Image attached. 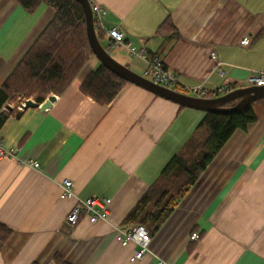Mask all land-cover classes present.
Wrapping results in <instances>:
<instances>
[{"label": "crops", "instance_id": "0c3cea01", "mask_svg": "<svg viewBox=\"0 0 264 264\" xmlns=\"http://www.w3.org/2000/svg\"><path fill=\"white\" fill-rule=\"evenodd\" d=\"M92 1L105 12L104 46L139 74L148 60L112 46L106 30L119 25L149 60L179 74L183 90L244 87L251 69L264 68V0ZM53 14L45 3L28 12L18 0H0V88ZM167 18L174 28L160 33ZM100 63L92 54L52 107L12 112L0 127L12 152L0 157V222L12 229L0 264H264V98L252 104L257 121L230 137L152 234L145 257L132 262L139 245L123 246L116 228L207 112L130 82L111 104L99 103L81 85ZM65 179L76 197H61ZM92 196L112 199L109 218L72 227L66 216L76 199Z\"/></svg>", "mask_w": 264, "mask_h": 264}, {"label": "trees", "instance_id": "16d2710c", "mask_svg": "<svg viewBox=\"0 0 264 264\" xmlns=\"http://www.w3.org/2000/svg\"><path fill=\"white\" fill-rule=\"evenodd\" d=\"M18 1L28 12H34L45 3L54 9V14L0 88V127L15 112L2 110L11 98L24 94L42 103L51 93L61 95L93 54L86 31L85 12L78 1ZM95 25L101 41L105 33L97 21ZM168 26H173L171 18H167L158 31L163 33ZM127 83L100 63L85 78L81 89L99 103L111 104ZM178 90L183 91L181 88ZM209 95L213 96V93ZM237 102L233 100L227 106ZM256 121L252 105L233 113L207 112L186 147L168 161L156 181L126 215L123 224H143L151 235L156 232L230 137L237 130L247 131ZM11 233L12 229L0 222V250Z\"/></svg>", "mask_w": 264, "mask_h": 264}, {"label": "built area", "instance_id": "2783aa9c", "mask_svg": "<svg viewBox=\"0 0 264 264\" xmlns=\"http://www.w3.org/2000/svg\"><path fill=\"white\" fill-rule=\"evenodd\" d=\"M92 9L94 12V19L99 24L102 21L104 15V9L98 4L93 3ZM106 34L110 38V44L112 46H125L128 48L129 52L135 56L148 60V67L144 76L150 80L159 83L161 85L167 86L169 88L178 90L180 88L179 74L175 71L170 70L166 67L164 62L159 57L148 59L147 50L145 47H138L129 39L126 38L125 32L119 25H116L108 30ZM251 43V37L246 36L242 40L243 45H249ZM211 58L218 61L217 52L213 50L211 52ZM220 74L224 73L222 67L218 66ZM246 86L251 85H264V68L262 69H251L245 79ZM233 89L229 86L219 87L215 91H210L203 85H197L183 90L184 93L191 94L198 97H211L209 95L211 92L213 96H221ZM180 91V90H179ZM22 102L21 104H24ZM21 104L18 108H21ZM12 154L11 151L7 150L3 144L2 137L0 136V157H6ZM28 164L31 166H39L38 161L29 160ZM74 192V182L70 179H65L62 182V198H73L76 197ZM112 199L108 197L92 196L87 199L77 198L75 204L70 209L66 216V221L72 226H77L80 221L87 217L90 222L95 223L98 220H107L110 215V205ZM194 238H197V233L193 234ZM116 240L123 246L128 245L131 242L139 245V248L135 249L130 260L132 262L141 260L147 254L149 246L152 241V235L149 230L143 224H137L134 226H120L116 228ZM158 264H164V261H160Z\"/></svg>", "mask_w": 264, "mask_h": 264}, {"label": "water", "instance_id": "95a60500", "mask_svg": "<svg viewBox=\"0 0 264 264\" xmlns=\"http://www.w3.org/2000/svg\"><path fill=\"white\" fill-rule=\"evenodd\" d=\"M76 1L83 6L85 12L86 31L93 54L104 66L128 82L149 90L158 96L174 101L182 106L214 113L238 112L264 98V85H251L235 88L221 96L198 97L150 80L146 76L139 74L128 66L122 64L110 54V51L104 46L97 35L92 2L90 0ZM56 98V95L51 94L42 103L36 102L33 99H26L25 103L21 104V108L14 109L13 106L7 104L6 109L15 111L16 117L20 118L23 112L31 107H39L41 110H47L52 107ZM233 100H238V102L227 106V104Z\"/></svg>", "mask_w": 264, "mask_h": 264}, {"label": "rangeland", "instance_id": "374dc122", "mask_svg": "<svg viewBox=\"0 0 264 264\" xmlns=\"http://www.w3.org/2000/svg\"><path fill=\"white\" fill-rule=\"evenodd\" d=\"M101 41H102V43H103L104 45L107 44V42H106L107 40H106L105 38H102ZM199 85H201V84H199ZM196 86H197V85H196ZM51 94H53V93H51ZM54 95H55V94H54ZM26 99H34V98H33V97L27 98L26 95L22 94V95H17V96H15V97L11 98V99L8 101V103H9L11 106H13L14 109H18L19 105H20L22 102H24ZM34 100H35V99H34Z\"/></svg>", "mask_w": 264, "mask_h": 264}]
</instances>
